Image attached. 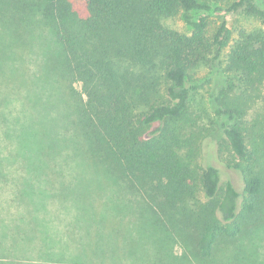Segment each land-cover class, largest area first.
<instances>
[{"label":"trees","instance_id":"1","mask_svg":"<svg viewBox=\"0 0 264 264\" xmlns=\"http://www.w3.org/2000/svg\"><path fill=\"white\" fill-rule=\"evenodd\" d=\"M238 11L264 26V0H0L4 142L47 156L67 139L49 140L46 112L66 130L68 108L82 156L141 198L159 238L198 264H264V30L235 38ZM177 16L187 33L166 25ZM23 91L22 107L43 101L41 137L25 117L9 128ZM157 242L155 264L185 259Z\"/></svg>","mask_w":264,"mask_h":264},{"label":"rangeland","instance_id":"2","mask_svg":"<svg viewBox=\"0 0 264 264\" xmlns=\"http://www.w3.org/2000/svg\"><path fill=\"white\" fill-rule=\"evenodd\" d=\"M165 23L179 32L188 31L179 16ZM228 27L235 38L241 32L264 30L256 15L243 11L228 16ZM38 44L41 45L42 40L34 44L31 57L33 61L39 58L40 62L41 58L35 55ZM28 67L37 74L35 63L31 61ZM202 94L196 100L203 109L200 110L202 120L206 122L207 98ZM21 95L18 102L6 110L9 128L14 127L16 118L22 117L24 122L25 117L41 137L35 110L43 109V101L36 103L35 109L26 104L22 107L25 92ZM46 114L43 122L47 132L50 130L52 137L57 134L49 140L67 139L58 148L52 147L47 156L34 150L36 143L32 144V151H24L16 142H4L0 132V264H150L151 258L155 264L159 256L157 241L166 239L175 257L185 256L176 264H198L172 232V236L164 234L166 239L159 238L147 227L140 197L125 192L123 186L104 176L82 156L68 108L66 130L59 128L54 118ZM22 154L28 155L30 160L22 161ZM63 191L67 192V197L58 198ZM260 236L261 241L252 255L263 260L264 233ZM223 252L220 258L232 255L230 250Z\"/></svg>","mask_w":264,"mask_h":264}]
</instances>
